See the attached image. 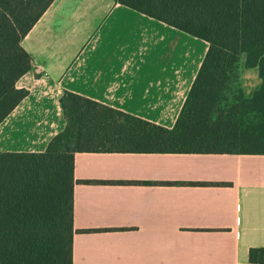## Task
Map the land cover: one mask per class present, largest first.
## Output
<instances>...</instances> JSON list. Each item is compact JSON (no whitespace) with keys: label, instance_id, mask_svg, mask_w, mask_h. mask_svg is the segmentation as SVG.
<instances>
[{"label":"crops","instance_id":"0c3cea01","mask_svg":"<svg viewBox=\"0 0 264 264\" xmlns=\"http://www.w3.org/2000/svg\"><path fill=\"white\" fill-rule=\"evenodd\" d=\"M22 45L29 93L0 123V151H44L65 90L171 128L209 47L116 0H54ZM260 83L243 55L244 94ZM74 172V226L88 230L73 264H246L264 247V153L81 151Z\"/></svg>","mask_w":264,"mask_h":264},{"label":"trees","instance_id":"16d2710c","mask_svg":"<svg viewBox=\"0 0 264 264\" xmlns=\"http://www.w3.org/2000/svg\"><path fill=\"white\" fill-rule=\"evenodd\" d=\"M53 1L0 0V123L29 93L22 40ZM116 1L209 43L180 115L168 128L65 90L66 125L44 151H0V264H73L74 234L88 230L74 226L77 152L264 153V0ZM243 55L261 78L250 96ZM246 264H264V247Z\"/></svg>","mask_w":264,"mask_h":264},{"label":"rangeland","instance_id":"374dc122","mask_svg":"<svg viewBox=\"0 0 264 264\" xmlns=\"http://www.w3.org/2000/svg\"><path fill=\"white\" fill-rule=\"evenodd\" d=\"M248 77H251V75H248Z\"/></svg>","mask_w":264,"mask_h":264}]
</instances>
